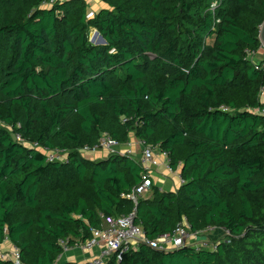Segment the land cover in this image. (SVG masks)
Instances as JSON below:
<instances>
[{
	"label": "trees",
	"instance_id": "16d2710c",
	"mask_svg": "<svg viewBox=\"0 0 264 264\" xmlns=\"http://www.w3.org/2000/svg\"><path fill=\"white\" fill-rule=\"evenodd\" d=\"M44 1L0 0V244L56 264L60 240L83 243L104 216L133 211L139 157L81 152L107 133L182 168L177 191L153 184L139 201L149 240L184 220L226 233L214 249L141 243L108 264H264V60L250 57L264 0H102L93 16L88 0Z\"/></svg>",
	"mask_w": 264,
	"mask_h": 264
},
{
	"label": "built area",
	"instance_id": "2783aa9c",
	"mask_svg": "<svg viewBox=\"0 0 264 264\" xmlns=\"http://www.w3.org/2000/svg\"><path fill=\"white\" fill-rule=\"evenodd\" d=\"M63 1L65 0H45L42 5L52 6L57 2ZM212 7L215 9L216 4L214 3ZM93 15V11H89V16ZM252 54L254 53H251L250 57ZM221 109L224 111H230L226 106H222ZM259 111L264 113V109H260ZM17 137L20 138L19 136ZM123 145L125 144H121L109 134L103 133L98 146L94 148H83L81 152L86 153L105 148L109 150L110 153L134 157L131 148H123ZM139 145L142 148V155L140 156L139 161L145 168V172L142 174V181L133 188L130 194L127 195L128 198L133 200L134 209L129 214L104 216L102 227L92 229V237L88 238L85 242L80 243L85 249H99L98 255L88 264H108L112 258L117 262H121L126 253L130 252L132 249H137L141 243H146L152 248L162 251H173L186 246L194 247L197 250L206 246L211 249L215 248L213 244L209 243L207 237L202 239L206 230L202 232H193L186 220L180 223L172 233L164 234L155 240H149L146 237L142 226L137 223L138 204L141 198L152 192V170L154 167L158 166L160 162L154 155V151L156 150L155 147L148 145L144 140H139ZM45 151L48 156V161H66L68 158L65 153L59 150L45 149ZM163 155L167 156L166 153H163ZM60 244L64 251L71 248L69 238L60 240ZM0 259L10 262V264H25L21 260L20 250L16 246L11 249H6L3 246V243L0 244Z\"/></svg>",
	"mask_w": 264,
	"mask_h": 264
},
{
	"label": "crops",
	"instance_id": "0c3cea01",
	"mask_svg": "<svg viewBox=\"0 0 264 264\" xmlns=\"http://www.w3.org/2000/svg\"><path fill=\"white\" fill-rule=\"evenodd\" d=\"M89 1V11H93V13L99 12L101 9L106 8V4L102 0H88ZM251 58L255 62H259L264 60V47L261 46L260 49L251 55ZM261 101L264 104V90L261 94ZM123 148L130 147L134 153V157H139L142 155V148L139 145V140L135 137H132L130 143L122 146ZM88 159L91 160H99L106 159L111 154L109 150L102 148L94 151L83 153ZM155 157L159 160L160 164L153 168L152 170V179L153 184L158 186L164 191H177L183 181L181 177V171L179 170H171L168 157L164 156L163 153L156 149L154 151ZM152 194L149 193L145 197H149ZM3 246L7 249H11L14 247V244L7 239L3 242ZM99 253L98 248L94 249H85L80 243L71 245V248L67 251H64L58 258L56 264H69V263H78V264H88L92 259H94Z\"/></svg>",
	"mask_w": 264,
	"mask_h": 264
},
{
	"label": "rangeland",
	"instance_id": "374dc122",
	"mask_svg": "<svg viewBox=\"0 0 264 264\" xmlns=\"http://www.w3.org/2000/svg\"><path fill=\"white\" fill-rule=\"evenodd\" d=\"M94 37H97L94 40ZM99 38V36H96L95 30L93 29L91 32V40L93 41H97ZM225 231L224 230H217V229H211V230H206V232L204 233V235L202 236V239H204V237H207V239L215 242L218 241L219 239L223 238L225 236Z\"/></svg>",
	"mask_w": 264,
	"mask_h": 264
},
{
	"label": "water",
	"instance_id": "95a60500",
	"mask_svg": "<svg viewBox=\"0 0 264 264\" xmlns=\"http://www.w3.org/2000/svg\"><path fill=\"white\" fill-rule=\"evenodd\" d=\"M95 33H96V36H99L98 40H97V44H105L106 43V40L105 38L99 33L98 30H95ZM97 37H94V40L96 39ZM259 39L261 41V44L262 46L264 47V21L261 25V28H260V33H259ZM93 41V40H92ZM182 170V168L180 169V171Z\"/></svg>",
	"mask_w": 264,
	"mask_h": 264
}]
</instances>
